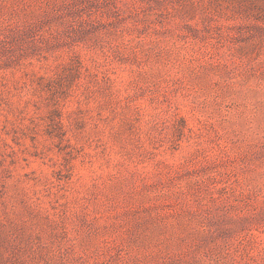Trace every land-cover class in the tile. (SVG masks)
Masks as SVG:
<instances>
[{"label": "rangeland", "instance_id": "1", "mask_svg": "<svg viewBox=\"0 0 264 264\" xmlns=\"http://www.w3.org/2000/svg\"><path fill=\"white\" fill-rule=\"evenodd\" d=\"M0 264H264V0H0Z\"/></svg>", "mask_w": 264, "mask_h": 264}]
</instances>
